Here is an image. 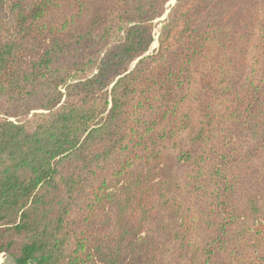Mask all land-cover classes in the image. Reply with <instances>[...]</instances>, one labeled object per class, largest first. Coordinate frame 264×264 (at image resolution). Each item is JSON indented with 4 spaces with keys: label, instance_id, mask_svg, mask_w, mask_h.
<instances>
[{
    "label": "trees",
    "instance_id": "16d2710c",
    "mask_svg": "<svg viewBox=\"0 0 264 264\" xmlns=\"http://www.w3.org/2000/svg\"><path fill=\"white\" fill-rule=\"evenodd\" d=\"M170 1L0 0L11 264H264V0Z\"/></svg>",
    "mask_w": 264,
    "mask_h": 264
},
{
    "label": "rangeland",
    "instance_id": "374dc122",
    "mask_svg": "<svg viewBox=\"0 0 264 264\" xmlns=\"http://www.w3.org/2000/svg\"><path fill=\"white\" fill-rule=\"evenodd\" d=\"M176 2H177V1H176ZM176 2L174 3V0H171V1L167 4V6H166L167 12L165 13V15L167 14V16H168V13H169V11H170V8L173 7V6L176 4ZM165 15H164L161 19H158V20L156 21V23H159V22L165 20V19L167 18V17L164 18ZM163 18H164V19H163ZM159 27H160V25H158V26H157V29H156V37H155V42H154L153 45H152V50L157 49L158 46H159V44H158V32H159ZM6 260H7V258H6Z\"/></svg>",
    "mask_w": 264,
    "mask_h": 264
},
{
    "label": "water",
    "instance_id": "95a60500",
    "mask_svg": "<svg viewBox=\"0 0 264 264\" xmlns=\"http://www.w3.org/2000/svg\"><path fill=\"white\" fill-rule=\"evenodd\" d=\"M177 0H174V3L176 2ZM167 17V14L165 15V17L164 18H166ZM163 18V19H164ZM6 258H7V256H6V254H0V264H5V261H6Z\"/></svg>",
    "mask_w": 264,
    "mask_h": 264
},
{
    "label": "crops",
    "instance_id": "0c3cea01",
    "mask_svg": "<svg viewBox=\"0 0 264 264\" xmlns=\"http://www.w3.org/2000/svg\"><path fill=\"white\" fill-rule=\"evenodd\" d=\"M5 264H11L8 260L5 261Z\"/></svg>",
    "mask_w": 264,
    "mask_h": 264
}]
</instances>
